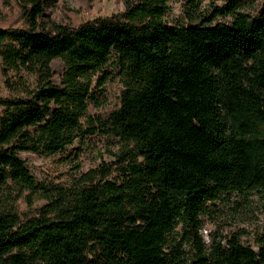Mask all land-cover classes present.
I'll return each instance as SVG.
<instances>
[{
	"label": "trees",
	"instance_id": "trees-1",
	"mask_svg": "<svg viewBox=\"0 0 264 264\" xmlns=\"http://www.w3.org/2000/svg\"><path fill=\"white\" fill-rule=\"evenodd\" d=\"M20 1L24 26L0 27V264H264V237L201 234L225 195L264 193V1L245 14L226 0L214 10L232 20L207 25L168 23L172 0H122L52 30L44 0ZM109 65L120 105L90 114ZM94 135L120 144L114 159L66 188L39 185L20 155ZM23 197L44 202L24 212Z\"/></svg>",
	"mask_w": 264,
	"mask_h": 264
},
{
	"label": "rangeland",
	"instance_id": "rangeland-1",
	"mask_svg": "<svg viewBox=\"0 0 264 264\" xmlns=\"http://www.w3.org/2000/svg\"><path fill=\"white\" fill-rule=\"evenodd\" d=\"M264 0H238L236 11L245 14L255 12ZM20 0H0V27H22L25 15L22 13ZM226 0H172L169 11L164 19L170 24H188L190 21L215 25L229 23L232 15L217 13L214 9L224 6ZM43 14L40 21L46 29L52 30L53 24L77 25L82 21L95 17H106L121 12L124 8L122 0H44ZM204 17H209L205 21ZM55 71L54 81L59 82L58 75L62 71V62L52 63ZM107 77L102 84H97L102 71L92 75L96 102L90 103V114L103 113L120 105V92L123 80L118 70L110 65L106 67ZM58 74V75H57ZM3 83L0 71V95H9ZM119 143L102 135L88 136L75 140L62 151L53 155H43L33 152H21L26 160L31 174L41 186L66 188L71 186L75 178L91 168L100 166L104 162L114 159L112 155ZM24 197L18 201L20 211L27 212L44 201ZM214 211H211L213 210ZM203 240L208 245L211 237L220 238L236 234L240 241L257 248L264 237V193L244 195L234 193L226 196L210 206L201 215Z\"/></svg>",
	"mask_w": 264,
	"mask_h": 264
}]
</instances>
